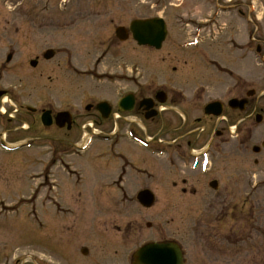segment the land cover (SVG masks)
<instances>
[{
	"label": "rangeland",
	"instance_id": "rangeland-1",
	"mask_svg": "<svg viewBox=\"0 0 264 264\" xmlns=\"http://www.w3.org/2000/svg\"><path fill=\"white\" fill-rule=\"evenodd\" d=\"M251 1L247 0L244 9L245 0H0V92L7 93L0 100V132L6 136L0 142V264H48L47 225H57L60 219L79 212L83 219H140L161 224L170 237L186 225L183 236L190 264L196 258L197 264H264V180L261 193L247 197L253 207L245 209L241 225L233 218L220 223L224 205L214 204L207 210L205 190L197 196L173 194L172 183L180 179L176 174L181 170L179 164L175 169L163 155L146 150L150 155L143 153L147 159L144 172L121 174L118 157L112 152L117 149L110 143L96 139L83 150L79 140L62 153L57 145L49 146L46 138H62L64 132L46 130L27 112L34 109L37 116L49 106L56 112H81L85 98L91 97L114 102L131 91L135 81L142 84L158 76L156 65L164 57L166 73L174 76L173 68L180 66L168 62L173 54L182 59L187 56L192 64L195 59L176 50L185 42H203L196 51L201 54L204 46L217 59V53H223L221 43L232 38L228 29L238 30V10L232 7L238 3L248 26L245 37L252 35L256 22L264 38V0H253L256 5ZM228 4L231 8H225V13L219 9V18L210 19L217 7ZM147 19H162L167 25L168 35L158 54L138 47L131 37L121 42L115 36L116 28L128 30L133 21ZM218 33L226 34L222 38ZM211 38L217 40L213 50L208 49ZM48 50L55 56L45 61L42 56ZM35 60L37 66L32 68L30 62ZM247 71L252 73L247 88L264 92V66L251 63ZM212 79L214 91L226 85L223 79ZM27 123L32 129L21 130ZM117 145L129 158L131 145L127 141ZM15 147L19 149L6 150ZM231 150V158L209 165L215 178L226 176L227 163L231 178L241 170L239 158L233 157L237 150ZM51 159L53 165H49ZM184 171L188 176L183 178L200 184L208 169L205 173L193 167ZM143 188L156 197L152 209H143L136 201ZM218 194L219 199L208 202H223L222 189ZM240 196L235 194L237 200ZM256 199L261 200L257 206ZM186 203L195 210L178 216L176 209H186Z\"/></svg>",
	"mask_w": 264,
	"mask_h": 264
},
{
	"label": "flooded vegetation",
	"instance_id": "flooded-vegetation-1",
	"mask_svg": "<svg viewBox=\"0 0 264 264\" xmlns=\"http://www.w3.org/2000/svg\"><path fill=\"white\" fill-rule=\"evenodd\" d=\"M238 4L232 6L238 10V30L236 32L233 26L228 29L232 38L220 41L223 53H217V59L208 55L204 46L201 54L196 51L200 47L180 50L195 58L193 64L188 62L187 56L182 59L177 53L173 54L174 57L169 58L168 62L176 61L180 68H173L174 76H169L164 57L156 65L158 76L142 81V84L135 81L131 91L116 98L114 102L96 101L91 97L85 98L88 100L81 112L67 109L56 112L51 106L42 108L37 116L34 109L28 108L27 112L35 116L38 124L42 113L50 112L52 124L46 130L64 132V137L52 135L46 138V142L52 147L57 145L62 153L66 146H77L79 140L83 144L88 141L89 145L96 139L101 143H110L117 149L112 152L118 157L116 159L120 162L121 174L126 170L137 174L145 171V145L151 149L149 152L160 151L170 166L174 165L176 169L179 164L181 167L178 173L175 172L180 179L172 183V190L175 191L173 194L197 196L199 191L205 190L209 195L204 199L207 210L212 209L214 204L224 205L221 212L223 219L218 222H230L233 218L234 223L239 222L241 225L245 209L253 207L251 200L247 202V197L250 198L251 193H261L260 183L264 180V92L247 88L249 75L252 74L247 71V65L264 64V39L256 28H253L251 36L246 33L245 37V18H242L241 6ZM227 7L231 8L229 4ZM242 7L245 9V4ZM210 40L211 47L208 49L213 50L217 40ZM162 50L153 52L158 54ZM211 54L216 56L214 52ZM212 78L218 82L223 79L226 85L214 91ZM216 92L217 97L214 95ZM0 93H3L0 96V100H3L7 93ZM128 96V101L121 105L122 100ZM231 100L242 102V106L230 108ZM103 103L106 107L102 113L97 107ZM215 103L216 109L211 110V105ZM217 110H221L219 116H215ZM62 113L69 115V123L61 120L59 124L63 123V127H59L56 117ZM104 114L106 117H103ZM20 129L29 131L32 126L27 123L25 128L21 126ZM2 140L6 141V136L0 132V142ZM119 141H127L128 146L131 145L127 151L129 158L119 150ZM233 144L239 147H232ZM231 149L237 150L238 153L235 151L233 157L239 158L241 168L234 178L229 176L230 163L224 167L223 174L226 176H219V179L212 175L213 171H209V167V172L200 184L196 179L192 183L190 179L183 178L188 176L184 169L191 170L194 164L200 170L204 158L209 165H214L219 159L225 162L234 153ZM53 164L51 159L49 165ZM193 175L200 177L199 173ZM221 189L226 196L223 202H208L219 199L218 192ZM235 194L243 196L237 200ZM260 201L256 199L255 205L260 204ZM73 206L74 210L80 211L79 206ZM184 206L186 209H176L178 216L183 215V211L195 210L193 204L186 203ZM80 213L72 218L60 219L57 225H47L48 264H136L135 256L142 248L168 243L175 244L179 249L182 264H190L185 254L183 236L186 225L170 237L161 224L143 223L140 219H83L79 217ZM192 264H197V258Z\"/></svg>",
	"mask_w": 264,
	"mask_h": 264
},
{
	"label": "water",
	"instance_id": "water-1",
	"mask_svg": "<svg viewBox=\"0 0 264 264\" xmlns=\"http://www.w3.org/2000/svg\"><path fill=\"white\" fill-rule=\"evenodd\" d=\"M129 31L132 35L133 40L138 46L152 47L157 50L161 48V45L166 37V27L163 20L160 19H149L143 21H134L130 24ZM116 37L121 42L128 39V32L124 28L116 29ZM54 57L53 51H47L43 58L46 61L51 60ZM11 60V56L7 57V61ZM32 68H35L37 63H30ZM3 93H0V96ZM128 101L124 99L120 104L124 105ZM120 106V105H119ZM105 104L98 105V110L102 113L105 109ZM122 108V106H120ZM50 112H44L41 116V123L45 127H49L52 124ZM217 115V114H216ZM67 113L58 114L56 117V124L59 127H63V123H69ZM106 117V114L103 115ZM63 120L62 124L59 122ZM139 204L144 208H150L154 204V196L149 191H143L137 196ZM136 264H182L181 254L175 244H160V245H148L141 249L135 256Z\"/></svg>",
	"mask_w": 264,
	"mask_h": 264
}]
</instances>
